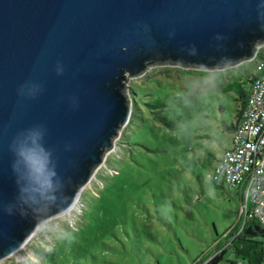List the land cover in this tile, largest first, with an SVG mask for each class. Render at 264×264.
Listing matches in <instances>:
<instances>
[{"label":"water","instance_id":"obj_1","mask_svg":"<svg viewBox=\"0 0 264 264\" xmlns=\"http://www.w3.org/2000/svg\"><path fill=\"white\" fill-rule=\"evenodd\" d=\"M260 46L264 0H0V262L74 206L130 120V79L222 71Z\"/></svg>","mask_w":264,"mask_h":264},{"label":"rangeland","instance_id":"obj_2","mask_svg":"<svg viewBox=\"0 0 264 264\" xmlns=\"http://www.w3.org/2000/svg\"><path fill=\"white\" fill-rule=\"evenodd\" d=\"M264 46L258 48L262 52ZM253 62L222 71L153 67L127 84L131 117L65 214L0 264H195L240 219L235 189L211 178L232 144L239 103L225 93ZM166 109L155 113V99ZM169 123V124H168ZM213 155L216 159L210 161ZM67 231L74 239L59 238ZM264 241V239H263ZM228 250L218 264L234 261ZM208 260L201 264H206Z\"/></svg>","mask_w":264,"mask_h":264},{"label":"built area","instance_id":"obj_3","mask_svg":"<svg viewBox=\"0 0 264 264\" xmlns=\"http://www.w3.org/2000/svg\"><path fill=\"white\" fill-rule=\"evenodd\" d=\"M249 95L232 144L216 174L240 197L241 214L264 224V61L249 77Z\"/></svg>","mask_w":264,"mask_h":264},{"label":"trees","instance_id":"obj_4","mask_svg":"<svg viewBox=\"0 0 264 264\" xmlns=\"http://www.w3.org/2000/svg\"><path fill=\"white\" fill-rule=\"evenodd\" d=\"M264 61V49L257 53L252 70L243 68V73L240 74L239 80L226 83L223 91L225 93L232 92L238 96L237 102L239 109L237 114L236 124L232 126L231 130L234 133L241 123L243 112L247 105V98L249 95V77L251 73ZM155 113H159L166 109V102L157 98L147 105ZM169 124V123H168ZM216 158L210 155L209 160L214 161ZM212 184L216 186L218 181L225 185L224 179L218 177L216 168L211 178ZM264 224H261L255 218H246L245 214L240 215V219L236 226L226 234V236L217 243L216 254L211 258L210 255L204 256L199 262L201 264L208 260L206 264H218L224 260V256L228 250L231 251L234 261L230 264H264Z\"/></svg>","mask_w":264,"mask_h":264},{"label":"clouds","instance_id":"obj_5","mask_svg":"<svg viewBox=\"0 0 264 264\" xmlns=\"http://www.w3.org/2000/svg\"><path fill=\"white\" fill-rule=\"evenodd\" d=\"M217 39H221V37L218 36ZM190 54L191 55L195 54L194 47L190 50ZM33 143H36L35 140H33ZM16 154L18 157L24 158L26 161H30L32 159L31 155H28L24 152L22 145L20 147H17ZM50 164H51V152L47 151L46 158H45V164L43 166V169L46 172V175L44 177L41 187L44 189V192L46 193L47 196L50 195L52 199H55L56 193L60 190V188L62 187V184L57 185L54 182V178L57 176V173H56L55 167H52L51 170H49ZM25 203H28V202L25 201ZM7 210L9 213L12 212L11 208H8ZM59 238L62 240H67L69 242H71L74 239V237L72 236L70 232L63 231V230L59 231Z\"/></svg>","mask_w":264,"mask_h":264}]
</instances>
